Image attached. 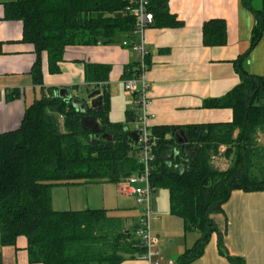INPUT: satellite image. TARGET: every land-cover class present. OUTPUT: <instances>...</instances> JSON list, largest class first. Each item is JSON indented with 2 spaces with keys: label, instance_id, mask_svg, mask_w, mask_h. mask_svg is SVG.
<instances>
[{
  "label": "trees",
  "instance_id": "obj_1",
  "mask_svg": "<svg viewBox=\"0 0 264 264\" xmlns=\"http://www.w3.org/2000/svg\"><path fill=\"white\" fill-rule=\"evenodd\" d=\"M132 1L6 0L5 19L23 23V39L37 53L33 81L42 85L43 53L49 72L58 74L69 47L117 45L132 39L136 23L128 12ZM149 10L154 27L181 26L170 13L169 0H150ZM253 12L259 21L252 47L263 36V12ZM203 32L206 46L226 43L223 20L205 23ZM247 57L236 61L241 83L223 98L205 102L207 108L231 109L232 122L152 129L157 145L151 185L156 191H169L171 214L183 219L186 233L201 234L176 264L200 258L214 233L219 235L221 253L233 264H244L224 250L211 216L223 211L234 191L264 192V77L244 69ZM137 72L130 67L125 75L133 78ZM110 73V65H87V80L95 88L104 86ZM102 95L101 110L87 106L83 112L81 101L51 90L27 107L18 129L0 134V244L15 247L20 237H26L30 264H121L146 252L137 235L138 224L127 228L122 217L106 210L56 211L52 206L56 186L118 185L142 170L133 131L110 121L106 88ZM87 116L95 118L105 138L82 126L81 117ZM180 130L192 153L178 142ZM221 146L227 147L224 155L231 162L225 171L212 163Z\"/></svg>",
  "mask_w": 264,
  "mask_h": 264
},
{
  "label": "crops",
  "instance_id": "obj_2",
  "mask_svg": "<svg viewBox=\"0 0 264 264\" xmlns=\"http://www.w3.org/2000/svg\"><path fill=\"white\" fill-rule=\"evenodd\" d=\"M5 1L0 0V134L18 129L27 107L49 96L51 90L59 95V91L65 89L73 99L89 105V94L104 88L110 96V121L126 124L134 131L133 99L125 93L123 81L130 78L125 75L126 68L136 71L138 53L125 47L124 41L117 45L69 47L58 74L49 72L48 56L43 53V84L36 85L32 76L37 59L35 46L24 41L21 21L5 19ZM169 10L181 26H152L145 33L151 52L147 74L149 111L153 116L151 128L232 122L231 109L207 108L205 102L223 98L241 83L236 61L247 54L244 69L253 76L264 77V0H169ZM253 11L263 12V36L254 47L255 26L259 20ZM217 19L226 23V43L206 46L203 27ZM89 64L111 66L109 81L104 86L95 88L89 83ZM131 114L133 116L129 117ZM226 150V146H221L212 162L221 171L231 164L224 155ZM113 185L116 184L98 182L56 186L52 190V206L56 211L101 209L111 212L106 193ZM164 190H155L152 194V220L167 230L164 233L156 230L153 234L159 241L161 237H172L168 246H160V253L166 251L176 264L178 257L191 249L201 234L198 231L186 233L183 219L171 214L170 193L169 206L162 205L165 194L161 197L158 194ZM123 200L129 199H118V204ZM211 218L222 235L228 255L242 259L244 264H264V192L234 191L223 211ZM124 222L127 228L132 227L127 220ZM27 246L26 237H20L15 247L0 244V264H30ZM121 264L146 263L135 259ZM191 264L233 263L221 253L219 235L214 233L203 255Z\"/></svg>",
  "mask_w": 264,
  "mask_h": 264
},
{
  "label": "built area",
  "instance_id": "obj_3",
  "mask_svg": "<svg viewBox=\"0 0 264 264\" xmlns=\"http://www.w3.org/2000/svg\"><path fill=\"white\" fill-rule=\"evenodd\" d=\"M150 0H133L128 7L130 15L136 19L132 39L123 42L125 47L133 48L139 55L137 75L123 81L125 93L133 99L132 112L136 116V126L133 131L137 135L138 157L141 172L118 184L122 194H134L139 203L146 207V215L138 223L137 235L145 247V254L139 257L146 264H165L160 253V241L152 234V194L155 191L151 185L153 164L156 160L155 147L157 139L152 132L151 121L153 116L149 111V83L147 74L150 69V49L147 45L145 33L154 25V14L149 10ZM167 264H175L170 260Z\"/></svg>",
  "mask_w": 264,
  "mask_h": 264
},
{
  "label": "rangeland",
  "instance_id": "obj_4",
  "mask_svg": "<svg viewBox=\"0 0 264 264\" xmlns=\"http://www.w3.org/2000/svg\"><path fill=\"white\" fill-rule=\"evenodd\" d=\"M123 120H126V119H123ZM261 141L263 142V139H261ZM106 194L108 196L107 204H108L109 211H111L110 213L113 214L114 216H117V215L122 216L123 219L127 220V222H129V224H131L132 226L135 224H138L143 219V217L146 215V212H145L146 207L139 203V199L134 194H127V193L122 194L117 184L113 186H109ZM163 194H165V200L164 202L162 201V205L164 204L166 205V207H168L169 206V192L167 190H164V192H159L158 197H161ZM123 198L129 199V200L127 201L123 200L118 204V199H123ZM178 222L182 223L180 219H178ZM159 224L160 223L154 222V220H152V223H150L152 234L156 230H160L163 233L166 232L167 228L160 227ZM171 241H172V237L169 239L165 237H161L160 246H163V244H166L168 246L171 243ZM165 252L166 251H162L161 257L163 258L164 263H168L172 257L166 255Z\"/></svg>",
  "mask_w": 264,
  "mask_h": 264
},
{
  "label": "water",
  "instance_id": "obj_5",
  "mask_svg": "<svg viewBox=\"0 0 264 264\" xmlns=\"http://www.w3.org/2000/svg\"><path fill=\"white\" fill-rule=\"evenodd\" d=\"M59 96L62 98H67V99H73L72 95L65 89L59 91ZM89 100V105L86 103H82V110L85 112L87 106L95 109V110H101L103 106V95L102 91L100 89L94 90L91 94L88 96ZM81 124L86 130L92 131V133L97 134V137H102L105 138L107 135L103 134L102 129L99 125V123L95 120L94 117H81ZM131 137L134 141H137V135L136 133L132 132ZM111 138V137H109ZM176 138L180 144H182L185 147L186 151H191L192 149L191 146L188 142V139L185 135V132L183 130H180L176 133ZM135 155V154H134Z\"/></svg>",
  "mask_w": 264,
  "mask_h": 264
}]
</instances>
